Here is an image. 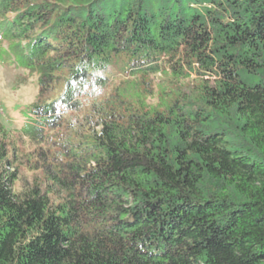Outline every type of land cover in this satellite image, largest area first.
I'll return each instance as SVG.
<instances>
[{"label":"trees","instance_id":"1","mask_svg":"<svg viewBox=\"0 0 264 264\" xmlns=\"http://www.w3.org/2000/svg\"><path fill=\"white\" fill-rule=\"evenodd\" d=\"M0 61V264H264V0H0Z\"/></svg>","mask_w":264,"mask_h":264},{"label":"rangeland","instance_id":"2","mask_svg":"<svg viewBox=\"0 0 264 264\" xmlns=\"http://www.w3.org/2000/svg\"><path fill=\"white\" fill-rule=\"evenodd\" d=\"M3 45H7L6 42ZM160 77V72L152 74L156 81ZM39 91L36 74L13 62L0 61V120L12 131L13 136L18 134L21 124L26 121L24 112L39 99ZM28 148L29 144L26 150Z\"/></svg>","mask_w":264,"mask_h":264}]
</instances>
